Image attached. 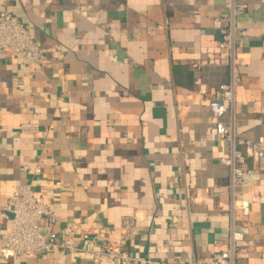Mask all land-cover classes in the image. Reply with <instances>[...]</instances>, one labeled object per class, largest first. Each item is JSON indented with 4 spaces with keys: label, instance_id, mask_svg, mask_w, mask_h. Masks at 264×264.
Segmentation results:
<instances>
[{
    "label": "crops",
    "instance_id": "obj_1",
    "mask_svg": "<svg viewBox=\"0 0 264 264\" xmlns=\"http://www.w3.org/2000/svg\"><path fill=\"white\" fill-rule=\"evenodd\" d=\"M240 1L249 7L240 19L247 35L236 125L255 141L264 136V0ZM5 11L47 55L37 66L0 54V211L32 183L55 209L56 232L79 225V247L83 234L104 236L160 262L225 250L229 148L215 140L209 110L229 77L228 54L208 34L225 12L220 1L0 0ZM24 124L37 129L22 133ZM256 180L240 193L260 198L237 217L249 245L244 264H264V173ZM125 219L136 220L128 242ZM10 231L0 216V243ZM0 264L94 263L56 251Z\"/></svg>",
    "mask_w": 264,
    "mask_h": 264
},
{
    "label": "built area",
    "instance_id": "obj_2",
    "mask_svg": "<svg viewBox=\"0 0 264 264\" xmlns=\"http://www.w3.org/2000/svg\"><path fill=\"white\" fill-rule=\"evenodd\" d=\"M225 12L213 20L211 34L218 36L217 46L228 54L229 77L219 87L218 93L209 103V110L216 122L215 140L226 143L228 155L222 164L228 168L230 197V224L226 249L206 258H193L188 261L181 256L170 262L152 259H139L130 256L121 245L104 236L83 234L84 247L75 243L79 234L78 224L72 223L65 233L55 231V209L42 203L36 196L32 183L19 186L0 211V216L8 220L11 231L0 243V257L9 260L14 257H40L56 251L69 254L83 253L94 263L106 261L108 264H244L249 253L245 234L238 229L237 217H248L251 206L260 203L258 196L251 200L241 198V190L258 185L256 178L264 173V136L249 140L238 133L235 114L236 96L242 85L241 69L245 65L242 45L247 30L241 26L240 19L247 13L248 4L240 0H219ZM151 27L150 30H154ZM202 33H207L202 31ZM14 53L24 61L41 66L46 59V49L37 45L25 26L12 13H0V54ZM59 98L58 103H62ZM37 125L24 124L21 132H35ZM252 162V165L249 164ZM36 175L41 169L35 170ZM61 184H57L60 187ZM136 220L125 219L120 227L124 242L135 234ZM166 246H162L164 250Z\"/></svg>",
    "mask_w": 264,
    "mask_h": 264
}]
</instances>
